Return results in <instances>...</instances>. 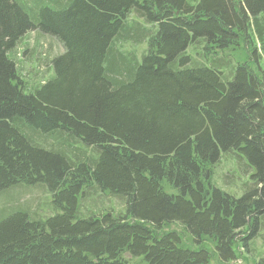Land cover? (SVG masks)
<instances>
[{"label": "trees", "instance_id": "obj_1", "mask_svg": "<svg viewBox=\"0 0 264 264\" xmlns=\"http://www.w3.org/2000/svg\"><path fill=\"white\" fill-rule=\"evenodd\" d=\"M47 2L0 0V193L40 183L54 210L1 216L0 264H211L206 239L236 259L264 231V0ZM33 29L64 48L37 86L10 55ZM227 153L252 170L240 197L212 182ZM96 189L122 208L82 215Z\"/></svg>", "mask_w": 264, "mask_h": 264}, {"label": "rangeland", "instance_id": "obj_2", "mask_svg": "<svg viewBox=\"0 0 264 264\" xmlns=\"http://www.w3.org/2000/svg\"><path fill=\"white\" fill-rule=\"evenodd\" d=\"M33 1L38 2L33 4V11L36 14L37 20L41 18L43 7L57 9V4L48 3L47 0H28V2ZM146 41V39H140V42L133 40L122 41V48H125L122 52L126 56L132 55L139 59L142 52L146 53L147 51ZM242 46L246 51L244 43H242ZM63 50L62 44L50 34L39 29L26 32L10 53L12 59L14 58L13 62H15L14 65L19 80L28 81L33 86L46 82L51 75V60L56 55L62 53ZM233 57L235 58L233 62L248 63L250 60L248 56L246 59L240 57L238 51L234 52ZM241 162L242 165L240 164ZM245 167L243 159L238 160L232 153L225 154L214 167L212 179L214 186L235 197H240L244 192L243 188L247 183H250L248 174L252 172L250 168H247L245 171ZM84 197L81 199L80 206V213L82 215L90 213L95 215H101L102 213L111 214L122 208L121 202L117 197L107 192H100L98 189L90 191L89 194H84ZM14 210L28 211L36 218L48 216L54 211L52 209L51 195L47 188L40 183L16 185L0 193V217ZM169 227L181 232L183 231L185 233V242L197 249L192 237L180 223H173ZM240 236H242V233L237 235L236 238ZM201 247L206 248L210 252L211 264H222L216 260L214 242L212 243V241L206 239ZM198 248H200V245H198ZM262 259H264V231L259 228L256 236L248 241L245 248H237L236 259H231L226 264H257Z\"/></svg>", "mask_w": 264, "mask_h": 264}, {"label": "bare ground", "instance_id": "obj_3", "mask_svg": "<svg viewBox=\"0 0 264 264\" xmlns=\"http://www.w3.org/2000/svg\"><path fill=\"white\" fill-rule=\"evenodd\" d=\"M24 7V6H23ZM39 20V19H38ZM116 40V39H115ZM6 52V51H5ZM14 59V58H13ZM17 78V77H16ZM26 86V85H25ZM22 90V89H21ZM30 92H31V90H30ZM54 138V137H53ZM84 145V144H83ZM94 148V147H93ZM96 158V157H95ZM11 187V186H10ZM8 189V188H7ZM79 196V195H78ZM77 200H79V199H77ZM53 205V204H52ZM56 210V209H55ZM205 263V262H204Z\"/></svg>", "mask_w": 264, "mask_h": 264}]
</instances>
